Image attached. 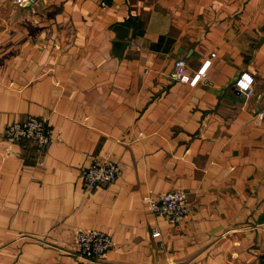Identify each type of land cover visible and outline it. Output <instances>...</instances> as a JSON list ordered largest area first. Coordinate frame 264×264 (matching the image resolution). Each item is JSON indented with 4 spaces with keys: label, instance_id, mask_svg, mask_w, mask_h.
<instances>
[{
    "label": "crops",
    "instance_id": "1",
    "mask_svg": "<svg viewBox=\"0 0 264 264\" xmlns=\"http://www.w3.org/2000/svg\"><path fill=\"white\" fill-rule=\"evenodd\" d=\"M177 58L189 75L211 60L192 86ZM263 108L264 0H0V264H264ZM30 115L42 163L3 136ZM106 159L118 178L88 189ZM173 190L175 224L144 202ZM87 228L111 237L102 260L75 253Z\"/></svg>",
    "mask_w": 264,
    "mask_h": 264
},
{
    "label": "built area",
    "instance_id": "2",
    "mask_svg": "<svg viewBox=\"0 0 264 264\" xmlns=\"http://www.w3.org/2000/svg\"><path fill=\"white\" fill-rule=\"evenodd\" d=\"M23 4L29 0H16ZM110 0H102L105 5ZM214 56V53L211 54ZM211 58L204 60L192 75L186 71V63L183 58H177L174 62L172 77L179 82L196 85L204 75ZM248 78L250 79L248 81ZM253 77L247 71H242L234 81V87L242 94H252ZM259 116H264V108ZM4 138L9 142H30L40 163L49 150L52 138L46 122L36 116H27L24 120H13L8 123L3 132ZM120 165L113 159L92 162L83 172L82 180L88 189L98 185H106L114 182L120 173ZM147 209L156 215L163 216L169 223L175 224L183 221L189 214L188 194L184 190H173L159 194L144 196ZM157 232H154V235ZM75 253L83 258L102 260L112 245L110 235L101 229L87 228L78 229L75 232Z\"/></svg>",
    "mask_w": 264,
    "mask_h": 264
},
{
    "label": "water",
    "instance_id": "3",
    "mask_svg": "<svg viewBox=\"0 0 264 264\" xmlns=\"http://www.w3.org/2000/svg\"><path fill=\"white\" fill-rule=\"evenodd\" d=\"M120 28H121V27H120L119 25H117V26L115 27V31L118 30V29H120ZM126 35H127V34H118V32L116 31V38L118 39V42H116V43H125V45H127L128 42H126V41L121 42L122 39H123L124 37H126Z\"/></svg>",
    "mask_w": 264,
    "mask_h": 264
},
{
    "label": "bare ground",
    "instance_id": "4",
    "mask_svg": "<svg viewBox=\"0 0 264 264\" xmlns=\"http://www.w3.org/2000/svg\"><path fill=\"white\" fill-rule=\"evenodd\" d=\"M249 79V78H248Z\"/></svg>",
    "mask_w": 264,
    "mask_h": 264
}]
</instances>
